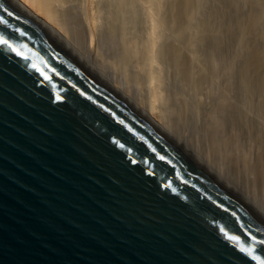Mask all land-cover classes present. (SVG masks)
<instances>
[{"label":"water","instance_id":"water-1","mask_svg":"<svg viewBox=\"0 0 264 264\" xmlns=\"http://www.w3.org/2000/svg\"><path fill=\"white\" fill-rule=\"evenodd\" d=\"M0 5L22 53L0 45V264H259L240 245L264 259V209L27 0Z\"/></svg>","mask_w":264,"mask_h":264},{"label":"bare ground","instance_id":"bare-ground-1","mask_svg":"<svg viewBox=\"0 0 264 264\" xmlns=\"http://www.w3.org/2000/svg\"><path fill=\"white\" fill-rule=\"evenodd\" d=\"M27 1L103 73L106 64L115 67V74H104L172 132L178 130L179 123L187 125L188 118L197 129L201 117L205 118L202 140L195 137L191 144L199 149V143H204L201 145L207 157L223 168L217 173L207 164L215 175L229 184L224 179L227 175L222 176L223 170H228V176L232 174L249 189H245L251 195L247 198L262 207L264 0ZM105 5L109 8L103 21ZM102 39L117 44L112 61L100 49ZM224 48L226 67L218 60ZM168 69L174 71V79L181 81L182 87L192 89L191 98L172 97V83H178L171 82ZM232 82L237 94L232 91ZM237 97L258 115L251 116L249 108L250 112L245 111ZM225 117L237 126H232L231 134L228 130L229 136ZM243 138L252 146L248 153ZM250 150L256 152L255 159Z\"/></svg>","mask_w":264,"mask_h":264},{"label":"rangeland","instance_id":"rangeland-1","mask_svg":"<svg viewBox=\"0 0 264 264\" xmlns=\"http://www.w3.org/2000/svg\"><path fill=\"white\" fill-rule=\"evenodd\" d=\"M103 8H105V9H103V11H105V12H102V13H104V14H102V20L104 21L106 18H107V16L106 15H108V13H107V11H108V9L107 8H109L107 5H105ZM106 13V14H105ZM105 15V16H104ZM104 16V17H103ZM143 31H145L144 29H142ZM110 40V41H109ZM102 39V41H100V49L103 51V52H105V54H106V56L108 57V59H110L109 61H112L113 60V56L115 55V52H117V50H114V48L115 49H117V44H115V41H113V42H111V39ZM105 43H106V45H105ZM109 44H110V46H109ZM113 46H112V45ZM116 46V47H115ZM111 49V50H110ZM109 50V51H108ZM114 52V53H113ZM224 52H226V49L224 48L222 51H221V53H220V55L221 56H219L220 57V59H219V57H218V60L220 61V63L224 66V67H226V61H227V59H225V58H227V56L226 55H224L225 53ZM228 52H230V51H228ZM107 54H109V55H107ZM223 56H224V58H223ZM112 59V60H111ZM226 60V61H225ZM230 60V59H229ZM228 63V62H227ZM107 66H108V68H104V71L106 72V73H112V74H115V67H112L111 65H109V64H106ZM112 67V68H111ZM113 68H114V70H113ZM111 70V71H110ZM168 71H170V72H172V73H170L169 72V74H171L170 76H172L173 77V81L171 80L172 79V77L170 78V80H171V82H176V83H178V84H176L175 85V83H172V84H174V85H172L173 87H172V90H173V95H172V97L173 98H176V97H187V98H189L190 96H193V95H191V94H193V93H191V91H192V89L191 88H189L188 89V87L186 88V86H185V88H184V85H183V87H182V85L181 84H183L181 81H178L177 82V80L176 79H174L175 77V75H174V71H171V69H168ZM104 72V73H105ZM174 80H176V81H174ZM180 80V79H179ZM181 84H180V83ZM232 84L234 85V83L232 82ZM231 84V86H233ZM235 87L232 89V91L233 92H235V94H237V92L236 91H238V88L236 87V83H235V85H234ZM232 88V87H231ZM237 90H236V89ZM235 89V90H234ZM190 92H189V91ZM190 94V95H188V94ZM131 97H132V99H134L133 98V96L131 95ZM135 97V96H134ZM191 98V97H190ZM238 98V97H237ZM239 99L240 98H238V102H242L241 103V105H240V103H239V105L240 106H242V107H244V105L246 106V109H244L245 111L247 110V108H249L250 109V111H251V116H257L258 114H257V110H255L253 107H248L245 103L243 104V100H240L239 101ZM135 102H137L136 100H135ZM243 104V105H242ZM245 108V107H244ZM249 109L247 110V111H249ZM254 112H253V111ZM249 111V112H250ZM252 113L254 114V115H252ZM250 114V113H249ZM255 116V117H256ZM203 119H205V118H203V117H201V119H200V121H202V123L200 122L199 123V126H197V129H196V127L194 126V125H192L191 123H192V120L190 119V118H188V119H186V121H185V123L187 124V125H184L183 123H179V127H178V130H176V131H174L173 133H176V135L180 138V139H182L186 144H188L192 149H194L200 156L201 155H203V156H201L202 158H203V160L204 161H206L207 162V164H209L210 163V165L212 166L213 165V167L212 168H214V170L215 171H217V173H219L218 172V169L220 170V169H223V168H221V166L219 165V163H217L216 161H214V158H209V157H207V155L204 153V151H203V146L201 145V144H203L204 145V143H199V145L201 146V148L199 147V149H197L195 146H193L192 144H191V139H193V138H195V137H199V140H202V135H203V132L201 131V130H204V128L203 129H201L202 127H201V125L203 124V126L205 125V120L203 121ZM227 120L228 121H230L228 118H227ZM228 121H226V117H225V122H224V126L226 125V123L228 122ZM229 123L230 122H228V124H227V126L225 127V130H226V132H227V134H226V132H225V134H226V136H229L232 132V128L234 127L235 128V126L234 125H232L231 123H230V126H231V128L230 127H228L229 126ZM189 125V126H188ZM192 126H194L193 128H192ZM233 126V127H232ZM228 127V128H227ZM237 127V126H236ZM187 128V129H186ZM227 128V129H226ZM186 129V130H185ZM196 129V130H195ZM230 132H229V131ZM172 131V130H171ZM181 131V132H180ZM184 131H186V132H184ZM182 132H183V134H182ZM228 132L230 133L229 135H228ZM198 133V134H197ZM201 133V134H200ZM181 135V136H180ZM198 135V136H197ZM204 136V135H203ZM244 140H245V138H243ZM242 139V140H243ZM243 140V141H244ZM247 140H245V143H243L242 142V144H243V147L246 149L245 151L248 153L249 152V149H251V147L252 146H249L250 144L248 143V142H246ZM246 143H247V145H246ZM246 146V147H245ZM248 147H250V148H248ZM252 150H254L253 148H252ZM251 152H252V155H251ZM254 154V155H253ZM249 155L252 157V158H254L255 159V157H256V152L254 151H251L250 150V153H249ZM248 155V156H249ZM205 157V158H204ZM250 158V157H249ZM251 158V159H252ZM212 160V161H210V160ZM253 160V159H252ZM210 161V162H209ZM213 161H214V164H212L213 163ZM216 162V163H215ZM216 165V166H215ZM220 167V168H219ZM221 171L222 170H220V173H221ZM224 172L225 171H227V172H222V176L223 177H226V175H227V177L226 178H224L234 189H236L238 192H240L241 194H243V195H245L246 197L248 196V197H250L251 198V195L249 194V193H246V191H247V187L245 188L246 189V191H245V189H244V184L242 183V184H240L241 182H239V180H237V179H235V177L234 176H232V174H231V176L229 175L228 176V174L227 173H229V171L228 170H223ZM224 174H225V176H224ZM230 174V173H229ZM229 177V178H228ZM227 178H228V180H227ZM229 181H231V182H229ZM237 183V184H236ZM240 184V186L238 187V185ZM243 189V190H242ZM245 191V192H244ZM247 192H249V189H248V191ZM246 193V194H245ZM249 194V195H248ZM252 198H253V195H252ZM263 199V197H261V199H260V201ZM264 200V199H263ZM262 200V201H263ZM256 201H259V199L257 200L256 199ZM261 201V202H262ZM261 202H259L260 204H261ZM264 202V201H263ZM263 202H262V204H263ZM258 203V204H259ZM259 206V205H258ZM264 204L262 205V207H261V205H260V207L261 208H263L264 209Z\"/></svg>","mask_w":264,"mask_h":264},{"label":"snow or ice","instance_id":"snow-or-ice-1","mask_svg":"<svg viewBox=\"0 0 264 264\" xmlns=\"http://www.w3.org/2000/svg\"><path fill=\"white\" fill-rule=\"evenodd\" d=\"M0 7H3V5H0ZM4 11L7 12V9L5 8ZM8 15H11V13H8ZM0 20H2V18H0ZM6 23V21H4ZM21 35H24V33H21ZM0 45H7L12 51H15L17 52V55H22L21 52L18 51V49H16L8 39H5L3 37H0ZM25 59H27L25 57ZM33 68L36 67L35 64L32 65ZM42 75H44V78L47 80V79H50V77L46 74V73H42ZM61 99V97L58 95L57 96V100ZM122 123V121H121ZM121 147H123V145H121ZM160 159H164L163 156L160 157ZM223 231V229H222ZM228 239L232 240V241H237L239 239V237H236V236H229ZM252 240L254 242V244L258 243V244H261V245H264V240H257L255 236H252ZM240 250L246 254H248L253 260H256L259 262V264H264V259L261 258L260 255L258 254H254V246H249V247H245L243 245H240Z\"/></svg>","mask_w":264,"mask_h":264}]
</instances>
